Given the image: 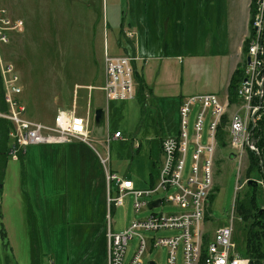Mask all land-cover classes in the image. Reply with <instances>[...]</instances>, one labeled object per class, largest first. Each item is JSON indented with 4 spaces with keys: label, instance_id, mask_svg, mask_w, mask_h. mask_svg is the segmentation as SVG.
<instances>
[{
    "label": "rangeland",
    "instance_id": "rangeland-1",
    "mask_svg": "<svg viewBox=\"0 0 264 264\" xmlns=\"http://www.w3.org/2000/svg\"><path fill=\"white\" fill-rule=\"evenodd\" d=\"M182 1L184 0H180ZM144 3L145 0L136 3L138 10L148 9L152 14L162 11L154 2ZM187 3L190 10L194 11L199 10L204 3L208 16L205 12V16L200 14L203 25L199 30L195 26L190 28L186 38L179 34V56L186 58L190 54L185 42L189 40L197 41L202 52L205 50L209 54L213 51L211 57L218 55L217 51L220 49L217 48V42L218 38L223 40L222 34H225L226 26L222 20L226 18L228 8L222 6L223 0H187ZM102 4V19L107 27L110 54H113L114 49L119 51L114 46L116 38L122 37L123 31L131 30L129 23L134 16L136 4L133 0H103ZM3 5L23 20L26 28L25 5L20 0H6ZM32 6H36V0L32 1ZM54 6L64 8L62 16L68 17L67 24H64L68 28V34L59 27L65 21L64 17L62 21H58L61 18L58 16L50 24L52 40H43L40 35L42 31L35 23L32 34L16 32L11 35V43L7 46L14 47L17 59L14 60L22 69L23 80L33 85V96L28 93L30 101L27 105V117L48 124L54 120L53 112L56 107L52 92L41 88L44 83L47 86L52 83V64L48 61L54 56H67L65 59H68L69 55L76 54L69 50V30L73 29L69 21L74 22L69 19L68 10L73 5L67 0H55ZM226 45L227 43H223L221 51L226 52ZM5 52L3 48V53ZM180 58L179 61L182 62L184 59ZM77 65L72 66L76 68ZM218 66L217 60L193 65L188 80L193 82L203 78H216ZM181 79L178 76L177 83ZM227 97L224 94L220 98L226 102ZM109 106L102 125L96 126L93 116L88 144L75 141L71 144L30 146L23 163L8 159L0 194V264H32V226L37 234L40 264H106L109 213L113 232L118 234L125 231L134 220L143 219L152 213L180 212L176 206L165 203L158 209L136 213L133 196L125 198V207H111L112 210H109L106 169L101 158L109 156L108 170L129 178L137 188H148L151 174L158 180L162 162L159 140H151L163 128L164 122L157 117L154 103L150 101L144 108L140 97L135 96L128 102H112ZM240 107V104L230 106L227 116L231 117ZM166 109L171 111L168 107ZM241 114L245 115V110ZM194 118V115L190 118L191 138ZM168 119L174 126L176 136L175 127L177 132L178 125L176 126L177 121L171 112ZM205 126L206 134L208 123ZM116 131L127 139L104 142L108 132L113 136ZM235 156L236 152L229 145L227 148L219 146L215 155L214 190L211 192L215 198L210 205L209 220L205 224V230L211 237L219 227L230 223L236 196L247 191L249 158L244 156L241 162ZM189 164L190 161L188 166ZM251 180H257V177H252ZM164 196L160 194L156 199ZM2 227L6 233L4 238L1 234ZM243 227L242 220L235 213L234 240L239 256H244L245 251ZM173 233L160 232L157 236L164 237ZM136 242L137 240L131 242L130 255ZM167 257V250L162 248L152 255L158 264H167ZM179 262L181 263V255Z\"/></svg>",
    "mask_w": 264,
    "mask_h": 264
},
{
    "label": "built area",
    "instance_id": "built-area-1",
    "mask_svg": "<svg viewBox=\"0 0 264 264\" xmlns=\"http://www.w3.org/2000/svg\"><path fill=\"white\" fill-rule=\"evenodd\" d=\"M252 26L254 34L249 36L244 80L238 89L241 107L228 117L224 128L229 134V146L241 162L248 149L260 154L253 130L261 118L260 113L264 111V0H257ZM16 32H25L24 21L14 18L7 8L0 6V73L8 107L7 112L0 111V119L10 124L8 157L18 162L28 147L36 145L53 146L75 141L88 144L91 136L89 118L74 112H60L51 124H45L27 117L26 106L21 100V75L3 53V48L11 43V35ZM124 37L133 41L136 33L124 31ZM137 60L130 55L106 56L107 81L103 91L108 101L127 102L135 98L133 64ZM229 107L228 101H222L214 94L184 98L179 108V134L162 141L163 160L159 179L147 189H138L129 178L110 172L107 169L109 156L101 158L106 169L109 210L111 207H125L124 200L129 196L134 197L136 213L158 209L165 203L180 209L177 213H152L143 219H136L118 234L113 232L109 213L106 264H158L152 255L159 248L167 250V264H200L204 253V264H252L249 258L237 253L234 208L230 223L219 227L213 237L205 230L210 210L209 197L214 188L218 132ZM242 110H245V115L241 114ZM192 115L195 118L191 138ZM113 139H123V135L117 132ZM160 194L165 196L156 199ZM158 200L160 205L151 208L150 205ZM160 232L174 233L158 237ZM206 238L209 239L207 245ZM134 240L137 242L130 255Z\"/></svg>",
    "mask_w": 264,
    "mask_h": 264
},
{
    "label": "crops",
    "instance_id": "crops-1",
    "mask_svg": "<svg viewBox=\"0 0 264 264\" xmlns=\"http://www.w3.org/2000/svg\"><path fill=\"white\" fill-rule=\"evenodd\" d=\"M5 1H0V6L4 7ZM32 1L20 0V3L25 5L26 28L24 33L30 32L32 34L34 27H36L35 23H37L42 31L40 35L43 40H52L50 24L56 17L60 16L58 21H62L63 17L65 21L60 23L59 27L68 34V28L64 26L67 24L68 17L62 16L65 13L64 8H56L54 6L55 0H36L35 7L32 6ZM67 1L73 5L68 10V15L69 19L74 22L69 21V25H73V29L69 30V50L76 54L69 55L68 59H65L67 56L63 58L54 56L52 60L48 61L52 64V83L49 86L45 83L41 85L42 90L52 92L54 96L56 105L53 112L54 118L60 112H74L80 117L89 118L92 122L97 109L109 111V105L113 101H108L105 92L102 90L107 81L106 56L132 55L138 58L133 65L135 74L139 75V78H142L148 87L140 90L139 84L136 82V98L140 97L144 108L146 103L153 102L157 117L164 121L163 128L159 129L151 140V142H154L155 139L159 140V148L162 154V141L167 137H176L179 134V108L182 100L186 97L204 94H214L218 97H223L225 94L227 97L231 78L238 67L244 63V44L250 34V5L252 0H223L224 5L222 6L228 8V13L226 18L222 20L226 30L225 34H222L223 40L218 38L217 48L220 49L217 51L219 52L218 55L211 57L213 51L206 48L211 52L209 54L205 50L202 52L197 41L189 40L185 41L187 50L190 51L186 58L179 56L180 54L177 52L181 44L179 34L185 35L184 38H186L190 28L195 26L199 30V27L203 25L200 14L203 13L202 15L205 16V12L208 16L204 3L199 10L194 11L190 10L187 0L182 2L180 0H145L144 5L154 2L161 7V12L152 14L148 12V9L138 10L136 3L139 0H133L136 9L134 8L135 13L130 20L129 27L136 33V38L132 42L127 41L124 36L120 37L121 40L116 38L114 46L119 51L114 49L113 54H110L107 27L102 19L103 0ZM179 2L181 3L180 8H178ZM9 12L13 17H18L12 14L11 10ZM223 43H227L226 52L221 51ZM4 48L6 51L4 53L5 58L14 63V59H16L14 47L8 48L6 46ZM172 50L174 51L171 53ZM71 56L73 61H71ZM180 57L184 59L182 62L179 61ZM186 59L187 62L185 63ZM212 60H217L219 64L216 78L211 80L203 78L193 82L188 80L193 65L208 64ZM14 64L21 75L23 90L21 100L27 108L30 101L28 93L33 96V85L23 80L22 69L16 62ZM75 64H78L76 68L72 66ZM178 76L182 78L179 83L176 81ZM166 107L171 111L167 110ZM169 112L177 121L176 136H174V126L170 124V119H168ZM117 132L119 131L115 133ZM113 136L108 132L107 140L108 138L112 139ZM124 139L127 137H123L122 140ZM111 141L116 140L112 139ZM160 170H158V178ZM150 179L151 183L153 181L156 183L152 174Z\"/></svg>",
    "mask_w": 264,
    "mask_h": 264
},
{
    "label": "trees",
    "instance_id": "trees-1",
    "mask_svg": "<svg viewBox=\"0 0 264 264\" xmlns=\"http://www.w3.org/2000/svg\"><path fill=\"white\" fill-rule=\"evenodd\" d=\"M257 0H252L250 5V37L254 34L253 20L256 14ZM124 32V31H123ZM122 35L124 36V33ZM250 37L245 41L244 54H247ZM122 38H120L121 40ZM121 43V41H119ZM121 46V45H119ZM245 75V62L241 64L234 72L227 93L229 106L239 105L240 99L238 96V89L244 80ZM135 74L136 82L139 84V89H147V85L142 78ZM0 111L7 112L8 107L5 103V91L3 86V80L0 73ZM261 118L258 120L256 127L253 130L254 139L256 141V147L260 154L248 149V158L250 161L249 169L247 173V191L243 195L238 194L235 200V212L243 222V234L245 235V251L244 256L249 258L252 264H264V111L261 113ZM228 116H223L221 121V127L218 132L219 146L223 148L228 147V133L225 131V127L228 124ZM9 130L10 124L8 121L0 119V194L2 190V184L5 177L7 164H8V144H9ZM26 154H22L19 160L24 161ZM113 172V171H112ZM252 177H257V180H251ZM107 182V181H106ZM262 182V184H259ZM155 182L151 183L153 186ZM113 187V184H112ZM111 187V188H112ZM214 190V189H213ZM215 196L213 194L209 197V203L212 204ZM112 210V208H111ZM1 218V213H0ZM2 237L4 238L6 233L2 227ZM206 238V245L208 243ZM205 256V253H204ZM204 256L200 264H204ZM31 259L32 264H40V249L37 239V234L34 226H32V246H31Z\"/></svg>",
    "mask_w": 264,
    "mask_h": 264
},
{
    "label": "water",
    "instance_id": "water-1",
    "mask_svg": "<svg viewBox=\"0 0 264 264\" xmlns=\"http://www.w3.org/2000/svg\"><path fill=\"white\" fill-rule=\"evenodd\" d=\"M250 62V59H248V63ZM105 121V111L103 109H97L95 111V117H94V122L96 126H100L104 123ZM161 201L158 200L154 202L153 204L150 205L151 208L158 207L160 205Z\"/></svg>",
    "mask_w": 264,
    "mask_h": 264
}]
</instances>
